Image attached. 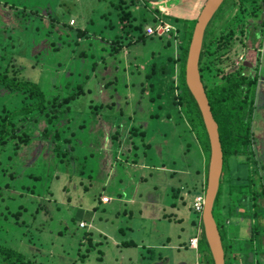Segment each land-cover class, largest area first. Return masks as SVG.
<instances>
[{"label":"rangeland","instance_id":"374dc122","mask_svg":"<svg viewBox=\"0 0 264 264\" xmlns=\"http://www.w3.org/2000/svg\"><path fill=\"white\" fill-rule=\"evenodd\" d=\"M4 1L13 9L3 8L5 5L0 1L2 61H10L22 79L38 84L47 98L52 93L69 94L80 90L72 104V112L60 117L47 140L39 137L45 127L43 119L36 125L27 124L30 148L24 146L17 151L14 167L21 170L30 167L32 156L43 145L41 140L63 144L75 133L78 136L77 145L72 140L77 146L75 152L81 157L85 154L83 162L68 161L61 169H56L53 181L48 177L52 171H47L42 180L50 186L48 193L40 196L27 194L25 189L20 191L13 185L6 188L5 183L0 184L1 190L19 195L23 206L29 199L33 201L30 200L28 205L35 220L31 224L30 219H24L31 224L32 235L25 228L12 236L9 234L10 240L14 239L11 245L35 264H81L82 259L77 258L78 248L82 252L78 237L84 230H76L78 226L90 232L93 243L98 244L95 250L91 247V256L88 254L84 264L201 263L202 256L209 253L205 240L199 252L186 246L187 240L195 236L199 228L196 221L195 225L190 224L194 217L191 209L193 192L190 194L182 187L188 182L185 176L191 173L182 170L197 145L192 142L190 152L184 153L174 140L180 115L175 104L178 33L174 32L178 24L175 18H197L205 0H167L161 5L147 3L145 8L140 5L131 8L133 14L136 13L133 15L136 22L144 28L143 34L128 25L130 20L121 23L113 19L111 0ZM232 8L231 0H224L210 21L209 27L215 37L226 27L236 28L229 51L217 50L215 44L210 46L211 51L215 50L214 56L229 58V61L220 59L209 65L213 73L222 70L211 81L218 83L222 74L233 70L242 74H248L252 68L256 70L258 79L251 131L253 148L262 165V180L264 7L258 18L246 21L251 25L250 32L257 31L255 40L248 34L238 33L233 21L236 9ZM35 11V16L28 14ZM160 23L169 25L173 33H164L160 37L155 34L150 38L152 35L147 34L146 28ZM79 31L87 37L80 36ZM170 52L171 57L168 56ZM214 56L210 55L209 60ZM245 59L249 61L250 69L241 66ZM151 63L155 76L148 80L146 75L151 71ZM131 130H134V137ZM142 131L144 142L149 141L152 148L140 159L144 144L139 139ZM54 132L59 141L53 139ZM182 140L187 147L184 136ZM134 146L139 148L135 163L129 160L133 157ZM82 169L85 174L89 170L90 180L94 183L87 193H84V182L79 176ZM174 169L177 170L171 175ZM214 213L219 219L216 208ZM165 214H174L176 222L167 221L163 218ZM24 216L27 213L20 218ZM48 224L54 227L51 229ZM250 224L248 214L241 209V214L236 215L229 226L226 222V228H220V234L226 240H237L246 254ZM128 242L135 246L123 245ZM223 242L225 244L224 239ZM262 245L260 249L254 241L258 255L253 262L259 257V264H264V238ZM98 250L101 261L95 260ZM259 253H262L261 259Z\"/></svg>","mask_w":264,"mask_h":264},{"label":"trees","instance_id":"16d2710c","mask_svg":"<svg viewBox=\"0 0 264 264\" xmlns=\"http://www.w3.org/2000/svg\"><path fill=\"white\" fill-rule=\"evenodd\" d=\"M0 1L5 5L2 6L3 8L7 7L8 10L13 9V6L8 5L6 1ZM166 1L167 0H111L110 5L113 7V19L115 21L119 20L118 22L122 23L125 19L127 21L130 20L128 25L133 26V30L143 34L144 28L141 23L138 24L136 22L135 17H133L136 13L133 14L131 8H135L136 6L139 8V5L141 8H145L147 3L159 5L166 3ZM231 4L234 7L232 9H236V13L233 15V21L236 23L238 33L248 34V37L255 40L258 36L256 33L257 31L250 32L249 28H251V25L249 22L246 24V21L258 18L259 12L262 11V7H264V0H231ZM36 13L35 11L28 14L35 16ZM110 14L111 13H109V16ZM175 21L178 23L175 25L176 31L174 32L176 34L178 33V35H176V39L178 40L176 61L178 73L175 77V96L177 98L175 104L181 118L179 115L177 121L179 126L174 131V133H176L174 135V140L184 149V153L190 152L189 147L192 142H195L197 145V149H194L193 154L189 155V159L186 160L187 164L184 168L185 170H182L187 171V174L191 173V175L185 176L189 185L183 183L182 187L188 189V192L192 194L195 190H197V192L205 191L209 144L199 110L184 82L185 59L196 17L191 20L175 18ZM209 26L210 22L204 31L198 69L213 120L217 125L223 159L222 173L219 178L218 189L213 202L212 215L221 238L224 252V264H259V257L253 262V258H256L258 255L255 252L253 243L256 241L257 247L260 249L263 247L264 178L261 180L262 165L253 148L254 139L251 131V118L254 109L258 76L255 74L256 70H253V68L249 70L248 74H242L238 70H233L225 75L222 74L218 83L211 81V78L222 73V70H217L213 73L209 65L214 64L216 60L220 59L222 62L229 61V58H218V56H214L215 50L211 51L210 46L215 44L217 50L224 49L225 52L229 51V42L231 38L235 36L236 28L226 27L220 30L221 32L219 35L215 37L214 31H212ZM254 27L258 29L257 26ZM1 28L3 27H0V29ZM79 35H85L87 37L86 33L84 34L82 31H79ZM152 37H154V35L150 36V38ZM140 38V41L144 42V38ZM168 45L169 44L166 46ZM169 55L171 57V52L168 53V56ZM210 55L214 56L211 60H209ZM2 59L3 56L0 51V98L5 95V98L0 99V184L5 183L6 188L13 185L20 191L25 189V191L28 192L27 194L40 196V194L48 193V186H50V183H44L42 180L46 176L45 173L47 171H52L51 175L48 177L49 181H53L55 178L53 172H56V169H61L64 163L73 160L79 163L84 161L83 156H85V154H82L81 157L79 153L75 152L78 143L77 133H75L76 137L74 135L72 139H69L70 141L66 140L63 144L59 141L60 138L57 132L53 133V139L59 142L51 141L47 143L44 141L48 139L51 134V128L55 126L60 117L63 118L65 115L72 112V104L77 98L80 90L78 89L79 91L70 92L69 94H62L59 92L52 93V95L47 98L38 84L22 79L19 76L18 69L12 65L10 61L3 62ZM241 66L250 69L249 61L246 59L242 61ZM150 68V73L146 75V78H149L148 80L155 76L153 72V63H151ZM149 86L151 90V84ZM1 93L3 95H1ZM158 97L159 94L156 95V98ZM94 111L95 108L93 107L92 112ZM41 119L45 121V127L41 135H39L40 138L43 137L44 139L43 141L41 140L43 145L40 147L39 151L32 156L33 162H31L30 167L26 170H21L18 167L15 168L14 161L17 151L24 146H27L28 149L30 148V135L27 124L36 125L40 123L39 120ZM130 134L134 137V130H131ZM143 135V131L140 132L139 139L144 143L142 145V156H139L142 157L140 159H143V157L146 156V152L152 148L149 141L144 142ZM183 136L188 143L187 147L182 140ZM73 139L76 141V145L72 144ZM134 149L132 153L133 157L129 158L133 163L138 160L139 148L134 146ZM8 151H10V155ZM232 166L235 168H231ZM191 167L193 168L191 169ZM176 170L177 169L172 170L171 175H173V171ZM84 171L85 170L82 169L79 176L84 182L82 184L85 191L84 193H87L94 186V183L90 180L91 176L89 175V170H87L88 174H85L86 171ZM170 190L171 193L174 192L173 188ZM178 190H180V188H178L177 191ZM20 199L21 198L19 195H16V193L9 192L6 189H0V264H35L34 261L11 245L14 239L10 240V235L12 236L13 233L22 232L24 228L27 232H30L32 221L35 220V217L30 213L31 209L28 205L31 199H29L24 206ZM34 202H36V200ZM244 202L245 204H243ZM214 208L217 210L219 219L215 217ZM241 209L244 213L246 212V214H248L251 220V233L248 239L249 250L246 254H244L237 240H226L224 236L220 234V228H226L224 227L226 222L228 224L227 226H229L231 220L236 215L241 214ZM24 213H27V216L20 218ZM193 215L194 217L192 221H190V224L195 225L196 221L198 225L197 237L201 247L202 241L205 239L200 214L193 212ZM18 218H20V221ZM163 218H166L169 222L175 221L173 219L175 218L174 214H165ZM24 219H30L31 224L25 222ZM53 220L56 222L55 218H53L52 221ZM52 221H50L49 224ZM49 224L48 226H50ZM50 227L52 229L54 225ZM77 229L84 230L78 237L80 243L79 247L82 248V252L79 251V248L77 251L79 255H77V258L82 259L79 262L84 264L85 260L88 258V254L91 256V247H94L95 250L98 244L93 243L90 232H86L85 229L79 228L78 226L76 230ZM29 235L31 236L32 232H30ZM123 245L126 247L135 246L132 242ZM259 255L261 259L262 253H259ZM101 258V251L98 250L95 260L101 261ZM202 258V264H213L209 253L208 255L202 256ZM74 264H77V262H74Z\"/></svg>","mask_w":264,"mask_h":264},{"label":"water","instance_id":"95a60500","mask_svg":"<svg viewBox=\"0 0 264 264\" xmlns=\"http://www.w3.org/2000/svg\"><path fill=\"white\" fill-rule=\"evenodd\" d=\"M223 1L205 0L193 26L184 65V82L199 110L209 144L206 186L200 220L204 239L213 264H224L221 238L212 215L213 202L222 173L223 159L217 125L213 120L200 80L198 62L204 31Z\"/></svg>","mask_w":264,"mask_h":264},{"label":"built area","instance_id":"2783aa9c","mask_svg":"<svg viewBox=\"0 0 264 264\" xmlns=\"http://www.w3.org/2000/svg\"><path fill=\"white\" fill-rule=\"evenodd\" d=\"M146 32L148 35H158L161 36L164 33L171 34L172 33V28L165 24V23H160L156 25V27H147ZM203 200H204V192H198L193 200H192V205L191 209L194 213L201 214L202 211V206H203ZM82 225V224H81ZM189 247L197 250L198 249V237L194 236L189 240ZM195 264H202V263H195Z\"/></svg>","mask_w":264,"mask_h":264},{"label":"crops","instance_id":"0c3cea01","mask_svg":"<svg viewBox=\"0 0 264 264\" xmlns=\"http://www.w3.org/2000/svg\"><path fill=\"white\" fill-rule=\"evenodd\" d=\"M204 4V3H203ZM159 5H161V4H159ZM156 6V5H155ZM202 8V7H201ZM197 194V190H195V192L193 193V195L195 196ZM194 196H193V198H194ZM198 231H196V235L195 236H197L198 234ZM194 237V236H193ZM192 237H190L188 240H187V244H186V246H187V248H189V249H191V250H194V249H192V248H190L189 247V240L191 239ZM199 247H200V245H199V243H198V252H199ZM194 251H196V250H194Z\"/></svg>","mask_w":264,"mask_h":264}]
</instances>
